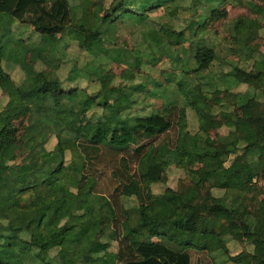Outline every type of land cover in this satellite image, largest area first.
<instances>
[{
  "label": "trees",
  "instance_id": "obj_1",
  "mask_svg": "<svg viewBox=\"0 0 264 264\" xmlns=\"http://www.w3.org/2000/svg\"><path fill=\"white\" fill-rule=\"evenodd\" d=\"M228 4L247 7V14L231 15ZM155 12L160 23L152 22L136 47L121 53L126 67L118 84L93 93L79 86L82 78L101 84L108 62L118 60L117 24L145 26ZM12 20L17 31L9 26ZM28 28L41 36L39 44L21 37ZM213 28L227 31L223 49L210 39L199 43ZM263 28L264 6L251 0H0V89L8 98L0 110V264H203L193 261L195 253H206L204 264H239L230 242L241 243L245 234L253 238L252 249L242 251L248 264H264V194L257 196L264 190ZM71 30L85 62L80 66L76 58L66 79L58 75L39 84L42 73L26 62L28 53L59 70L66 58L54 57L52 37L68 44ZM7 45L18 50L21 83L4 68ZM164 57L178 69L167 79L185 106L177 109L174 143L161 137L174 125L169 110L175 102L158 114L133 110L134 95L144 86L135 80ZM216 65L229 68L224 87L207 89L203 72ZM234 85L248 89L232 92ZM218 89L222 97L213 95ZM37 96L42 105L32 111L26 100ZM186 108L197 116L195 132L186 129ZM78 112L88 114V134L81 140L65 134ZM213 131L216 145L207 141ZM189 155L202 165L188 173L187 183L145 198V187L164 183L173 163L187 167ZM99 164L120 181L117 194L99 189ZM214 189L223 194L210 202ZM27 195L31 200L23 206L20 196ZM120 197H136L138 204L127 207ZM51 243L53 251L43 255Z\"/></svg>",
  "mask_w": 264,
  "mask_h": 264
},
{
  "label": "rangeland",
  "instance_id": "obj_2",
  "mask_svg": "<svg viewBox=\"0 0 264 264\" xmlns=\"http://www.w3.org/2000/svg\"><path fill=\"white\" fill-rule=\"evenodd\" d=\"M236 1H239L240 3L243 2V0H236ZM251 1L264 6V0H251ZM226 7L228 8L230 14L232 12H234V14H237V13L247 14V11H248L247 7L241 6V5L238 10L236 7L233 6V4H228ZM234 9L236 10L234 11ZM102 14L96 15L97 17L96 21L99 27L102 28L101 30L103 31L105 30L106 25L105 23L102 24L103 22H101ZM160 15H161L160 12L158 13L155 12L151 16L152 20L145 26L144 25L135 26L131 23L117 24L118 26L113 30V33H114V37L117 39L121 47L113 51V57L118 60H114V62H108V66L104 71L105 78L101 82V84H97V85L91 84L88 79L82 78L78 81L79 86L86 87L89 91H91V93H93V91L96 92L98 89H100L101 86H105V87L111 86L114 81H115L114 84L115 83L118 84L120 81L122 72L126 67L122 62H120L121 53H123L125 50H129L131 48L136 47L135 45L141 41L143 31L147 30L153 24L152 22H154V24L160 23L161 21ZM10 23H11L9 25L10 28L17 31L16 29H18L17 28L18 24L15 23L13 20ZM213 29L214 30H212V33L210 32V34L205 35L206 38H202L201 40L199 38L200 40L199 43L202 46H204L206 43V40L210 39L212 40V44H214L215 42L219 46L218 47L219 49H223L227 42L226 39H224V37L227 35V31H225L223 28H221L219 32L217 30L215 31V28ZM32 31H33L32 28H28L27 30L24 31L23 36L21 37L25 39L29 38L28 42L32 44L34 43L39 44L38 37L41 39V36L39 34L32 33ZM262 32L264 36V28ZM70 37L71 38H69L68 44H64V43L57 44V41L60 39L59 35H55L52 37V42H56V48L52 50L55 53L54 57L58 58L64 54L66 58V62L63 59H62V62H60L61 65H60L59 70L57 69L58 71L54 68L53 64H44L42 63V61L41 62L39 61L36 63L34 54H32L31 52L28 53L26 57V62L30 64V67L33 70L40 71V73H42L41 76L39 77V84L43 83L44 81L52 79L53 76H58V75L62 79H66L68 73L70 72L73 65L75 64L76 58H79L78 62L80 66L85 62L84 60L87 54L85 53V51H81L80 48L78 47L75 41L76 33L72 30H71ZM7 46L9 47V49L7 51V57L3 62L4 68L12 75L16 83H21L25 77V71L22 68L21 62L18 61L20 57L18 55H15V53L18 54V50L14 51L13 49L14 47L12 45H7ZM259 49L262 53H264V38H263V41L259 45ZM48 52L47 50L45 51V53H48ZM11 53H12V56H11ZM48 54L50 55L51 53L49 52ZM247 64H249L250 68L252 69L256 65L255 61L254 60L252 61V59L247 61ZM189 65H190L189 66L190 68L194 67L196 65L195 60L191 59L189 62ZM175 68L176 67L174 66V64H172L171 61L166 57L161 59L160 62L154 66H147L145 70L143 71V76L135 80L136 83L138 84L142 83L144 86H143L142 91L134 95V98L137 100V104H135L133 108L134 111L146 109L145 112L147 113L158 114V113H162L161 110H163L162 108L164 107V105L169 104L170 102H175L176 106L171 107L170 109L172 110H169L170 116L173 117V120L175 121L174 125L168 133H166L165 135L161 137L162 140L169 141L170 143H174L178 135V127L176 125V121L179 118V114H178L177 109L179 110L182 107H185L184 98L176 90V86L175 85L169 86V83H168V79H167L168 76L171 73L178 72V69H175ZM228 71H229V68L227 66L223 65L222 67H219L218 65H216L214 69L203 72L204 76L201 78V82L207 85V89H212V85L213 86L219 85L221 87H224L222 77ZM222 89H218L214 91L212 90L213 95L215 97H222L224 95V93H222L223 92ZM247 89H248V86L246 85H234L230 88L232 92H239V91L244 92ZM260 98L264 100L263 96H260ZM7 99L8 98H7L6 93L2 89H0V110L4 108L7 102ZM26 102L30 110L32 111L39 110L42 105V99L40 96L30 98L29 100H26ZM97 111L101 113V110H97ZM236 114L237 115L241 114V110L237 109ZM87 118H88V114L84 115L82 112H78L74 117L73 123L70 124L66 128L65 134L70 135L75 140H81L85 138L86 135L88 134V129L86 127V122L88 120ZM186 118H187L186 120L187 128L186 129L191 132H195L198 129V120H197V116L195 112L191 108H186ZM220 133L222 135L226 133V128H222L220 130ZM207 141L211 145H216L217 144V133L214 131L211 132ZM55 144H56V140L53 138L50 140L48 147L51 149L54 147ZM221 148H224V147H221ZM133 160L134 159H132V161ZM187 161H189V164L185 168L184 167L178 168L176 167L175 163H173L167 170V178L164 183L154 184L151 187H145L144 188L145 198L147 199L152 198L153 195L157 193H161L167 186H171L173 188L178 189L180 188L179 187L180 185H184L183 182L187 183L188 173H197L199 168L202 165V160L201 158L195 155H189V158L187 159ZM230 161H231V156L227 158L226 164L229 165ZM97 171L103 172L101 174L102 183L100 184L99 189L102 190L103 188H105L107 193H109V195L117 194L119 192L120 181L110 178V170L107 168V166L105 168L103 164H99ZM222 194L223 192L221 190L214 189L213 191H210L208 193V199L210 202H214L217 198L219 199V197H221ZM263 194H264V190L263 188H260L257 191V196L262 197ZM31 197L32 196H29V195L20 196L21 204L23 206H27L31 200ZM120 202L126 205L127 207H131L133 205L138 204V199L136 197H132V198L120 197ZM180 203L181 204L185 203V200L183 197L180 198ZM232 225L234 229L240 228L239 224L234 221H232ZM252 241H253L252 236L250 235L248 236L245 234L243 241L241 243L238 241L230 242L231 253L239 257L238 258L240 260L239 264H248L249 262L248 256L246 253L242 251L251 250ZM48 245L49 244H47L46 245L47 248L42 251L43 255L45 256L49 254L51 251H53L52 250L53 244L51 243L49 246ZM112 250L113 251L118 250L117 242L112 245ZM193 261L194 262L202 261L204 264L206 262V253H195L193 257ZM81 264H86V263L83 262ZM199 264H202V263H199ZM227 264H235V263L228 262Z\"/></svg>",
  "mask_w": 264,
  "mask_h": 264
}]
</instances>
